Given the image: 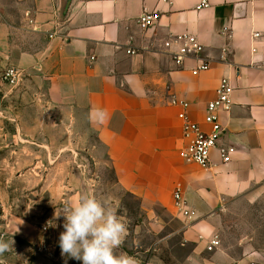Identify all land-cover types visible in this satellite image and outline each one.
I'll return each mask as SVG.
<instances>
[{"label":"crops","instance_id":"crops-1","mask_svg":"<svg viewBox=\"0 0 264 264\" xmlns=\"http://www.w3.org/2000/svg\"><path fill=\"white\" fill-rule=\"evenodd\" d=\"M10 1L20 17L4 28L12 40L0 38L2 52L6 46L32 92L42 94L50 118L84 126L77 138L84 151L137 201L143 225L135 233L151 239L135 244L139 258L264 264L257 228L243 234L232 224L264 220V0H208L199 11L200 0ZM144 13L157 16L146 30L138 25ZM180 34L197 38L207 71L194 76L197 60L179 68L163 52V42ZM223 78L234 92L231 111L220 114L221 144L235 154L224 165L215 152L203 170L180 158L181 122L169 101L189 103L190 119L206 129L204 110ZM175 189L196 212L191 224L173 209ZM214 237L220 244L208 252Z\"/></svg>","mask_w":264,"mask_h":264},{"label":"rangeland","instance_id":"rangeland-1","mask_svg":"<svg viewBox=\"0 0 264 264\" xmlns=\"http://www.w3.org/2000/svg\"><path fill=\"white\" fill-rule=\"evenodd\" d=\"M2 5L0 26L4 31H0V38H8L10 42L12 36L4 28L17 24L20 14L10 0H2ZM4 49L3 53L0 47V75L15 67L6 53L8 48ZM27 79L25 75L24 82L14 89L0 82V103L6 119L0 122V238L14 240V250L0 259L6 264H82L61 255L58 240L64 231V219H54V214L56 208L65 204L74 206L86 194L107 202L125 223L128 233L117 253H127L139 264L146 263L134 247L136 243L146 245L151 241L135 233L143 225L137 201L119 192L110 169L97 166L96 158L84 151L77 139L85 133L84 126L74 125L72 119L62 124L59 118H50L44 108V97L32 92ZM65 133L74 134L73 139H61ZM84 182L89 185H83ZM232 224L234 228L241 225L239 230L243 234L254 233L251 230L254 225L257 228L254 239L264 242V220ZM41 245L50 249L51 257L38 252Z\"/></svg>","mask_w":264,"mask_h":264},{"label":"built area","instance_id":"built-area-1","mask_svg":"<svg viewBox=\"0 0 264 264\" xmlns=\"http://www.w3.org/2000/svg\"><path fill=\"white\" fill-rule=\"evenodd\" d=\"M209 5L208 0H200L196 10L199 11ZM157 20L155 14L144 13L139 17L138 25L146 30ZM163 52L167 54L176 67L183 68L187 60H197V65L192 70V75L196 76L209 69V65L200 59L203 47L197 38L189 34L172 36L162 44ZM24 72L21 69L10 67L5 69L0 75V82L9 88H17L24 80ZM234 87L230 80L223 78L220 80L215 91V99L206 104L203 116V123L206 129L196 122H193L189 115L190 105L186 101L172 97L169 101L171 107L178 109V119L181 122L182 141L179 150L180 158L184 162L208 170L212 168V155L216 152L221 164L231 162L235 149L228 145H222L224 129L220 123V114L229 113L232 109V95ZM5 116L0 103V122ZM172 206L177 215L191 224L196 220V212L191 209L180 189L173 192ZM46 231V227H42ZM220 242L214 237L208 242L206 250L213 252ZM38 252L44 256H50V249L46 245L38 247ZM144 264H148L147 262Z\"/></svg>","mask_w":264,"mask_h":264},{"label":"clouds","instance_id":"clouds-1","mask_svg":"<svg viewBox=\"0 0 264 264\" xmlns=\"http://www.w3.org/2000/svg\"><path fill=\"white\" fill-rule=\"evenodd\" d=\"M61 217L64 231L58 243L62 256L82 261V264H139L135 257L117 253L127 229L107 202L85 194L74 206L65 204L56 208L54 219ZM13 245V239L0 238V257L13 251ZM0 264L6 261L0 259Z\"/></svg>","mask_w":264,"mask_h":264}]
</instances>
